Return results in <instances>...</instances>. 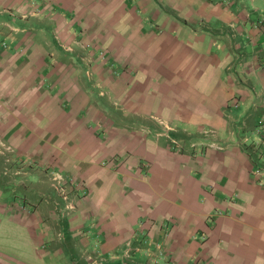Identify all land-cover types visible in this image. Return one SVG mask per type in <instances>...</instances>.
I'll return each mask as SVG.
<instances>
[{
  "label": "crops",
  "instance_id": "0c3cea01",
  "mask_svg": "<svg viewBox=\"0 0 264 264\" xmlns=\"http://www.w3.org/2000/svg\"><path fill=\"white\" fill-rule=\"evenodd\" d=\"M261 19L264 0H0V264H264ZM14 159L38 170L21 193ZM45 171L80 183L70 202Z\"/></svg>",
  "mask_w": 264,
  "mask_h": 264
},
{
  "label": "built area",
  "instance_id": "2783aa9c",
  "mask_svg": "<svg viewBox=\"0 0 264 264\" xmlns=\"http://www.w3.org/2000/svg\"><path fill=\"white\" fill-rule=\"evenodd\" d=\"M258 28L264 30V19H261L259 21ZM261 44L262 50L264 52V38ZM261 60L262 65L264 66V55ZM87 75L91 76V73L88 71ZM254 132V137L252 138V140L248 141V145L251 149L254 159H256L258 161V164H260L257 175L261 177V175H264V110L262 111L261 119L258 122ZM174 143L177 145L175 141ZM49 176L53 189L57 193L59 198L63 199L65 202H70L73 194L79 189L80 183H78V181H76L75 179L66 177L61 172L57 171H51L49 173ZM82 194L86 193L83 191ZM68 209H72V205H69V207L67 206L66 210Z\"/></svg>",
  "mask_w": 264,
  "mask_h": 264
},
{
  "label": "rangeland",
  "instance_id": "374dc122",
  "mask_svg": "<svg viewBox=\"0 0 264 264\" xmlns=\"http://www.w3.org/2000/svg\"><path fill=\"white\" fill-rule=\"evenodd\" d=\"M165 129V128H164ZM171 131L170 129L166 128L165 130H163V132L167 135V132ZM203 134H201L200 136H208L212 134V131H203ZM255 134V132H254ZM170 138V137H169ZM189 139V138H187ZM173 138L169 139V142L173 145H176L173 142ZM176 143L179 145V148H183L186 146V143L189 142V144H195L194 148H196L197 144H200L201 147L203 146L202 144V139L196 136H191L190 139L188 141L180 138V139H175ZM188 144V143H187ZM14 161V162H13ZM13 161H8L5 164V167L2 168V172H3V183L7 186L10 187V181H14L12 183V185H18L20 184V186L22 185L20 181H24L25 177H27V174L31 171V169H36L34 167V165L32 163H28V162H21L20 160H16L14 159ZM37 170V169H36ZM38 171V170H37ZM1 172V171H0ZM46 172V171H45ZM47 175H49L46 172ZM50 178V176H49ZM18 181V182H16ZM51 188H53L52 183H51ZM23 189V187L21 186L20 188L16 189V192L21 193V190Z\"/></svg>",
  "mask_w": 264,
  "mask_h": 264
}]
</instances>
